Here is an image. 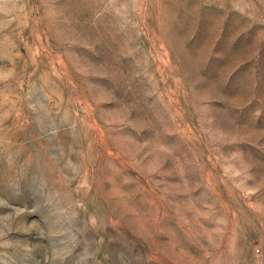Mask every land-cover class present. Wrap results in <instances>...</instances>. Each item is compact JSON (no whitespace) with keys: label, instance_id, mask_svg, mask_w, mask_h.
<instances>
[{"label":"rangeland","instance_id":"obj_1","mask_svg":"<svg viewBox=\"0 0 264 264\" xmlns=\"http://www.w3.org/2000/svg\"><path fill=\"white\" fill-rule=\"evenodd\" d=\"M0 264H264V0H0Z\"/></svg>","mask_w":264,"mask_h":264}]
</instances>
